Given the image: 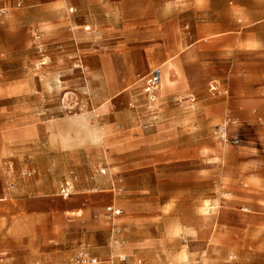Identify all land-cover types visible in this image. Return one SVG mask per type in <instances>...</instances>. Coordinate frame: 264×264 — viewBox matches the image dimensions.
I'll return each instance as SVG.
<instances>
[{"label": "rangeland", "instance_id": "1", "mask_svg": "<svg viewBox=\"0 0 264 264\" xmlns=\"http://www.w3.org/2000/svg\"><path fill=\"white\" fill-rule=\"evenodd\" d=\"M49 1L53 9H46ZM84 1L15 0L6 9L19 10L23 18H43L52 12L55 17L49 20L59 22L53 28L56 32L64 22L77 28L79 23L89 25L84 22L86 17H95L96 32L112 50L114 69L125 89L121 95L144 96L147 113L137 126H123L108 137L94 138L96 144L110 148L115 181L111 197L109 190L99 189L78 194L79 176L69 171L63 182L57 179L58 193L7 198L10 204L2 211L8 219L35 216L37 242L31 253L23 245H0V264H89L88 258H97L95 264L264 263V250L253 249L264 242V215L241 217L239 210L224 200L228 197L222 191L218 170L222 158L214 159L220 166H209L192 148L219 145L225 160L264 162V0ZM172 1H180L182 8L179 70L175 74L171 60L168 81L163 78V67L160 84L150 90L147 79L153 67L149 62L157 60L163 44L168 51L173 46L168 40L164 43L160 32L164 20L158 15ZM84 30L91 27L84 26ZM89 47L82 48L86 55L100 49ZM62 48L55 41L43 44L37 61L32 62L26 91L19 99L0 97V127L13 128L23 122L5 113L13 102H20L25 109H38L43 121L77 112L76 106L69 105L73 88L64 87L63 74L56 72L62 56L57 51ZM117 98L108 104L112 114L129 107L116 105ZM125 123L134 125L136 121L128 118ZM25 171L26 176L35 175L39 188L51 187L56 180L46 159L38 160L34 172ZM94 171L104 177L109 173L105 166ZM61 186L68 187L67 197L60 195ZM12 187L0 183V197ZM113 201L115 207L109 205ZM109 207L120 214L114 215ZM78 209L80 214L65 212ZM186 227L198 235L190 239L180 233L179 229ZM209 230L222 246L209 247ZM103 232L115 251L101 260L89 251L102 244ZM143 239L161 244L137 247ZM69 250L74 252L69 260L56 262ZM119 254L126 255L125 261L118 262Z\"/></svg>", "mask_w": 264, "mask_h": 264}, {"label": "crops", "instance_id": "2", "mask_svg": "<svg viewBox=\"0 0 264 264\" xmlns=\"http://www.w3.org/2000/svg\"><path fill=\"white\" fill-rule=\"evenodd\" d=\"M89 1L92 0L84 2ZM14 3L15 0H0V6L5 9L4 13L0 14V97L19 99L18 96L28 87V75L33 72L32 62L37 61L43 44L55 41L57 45L63 46L57 51L62 56L57 60L56 72L63 74L64 87L73 88L74 96L69 99V105L72 104L78 108L74 114H62L44 121L40 118L41 113L38 109L22 108L20 102H13V106L4 109L6 114L18 116L19 120L23 119V122L17 123L13 128L0 127V183L6 186L13 185L12 189L5 190L3 197H0V245L1 247L23 245L28 247L27 253H31L37 242L36 218L34 215H19L8 219V215L2 211V207L10 204L7 198L32 199L38 195L58 193L57 179L63 182L68 177L69 171L71 173L74 171L79 176L78 184L81 187L77 190L78 194L99 189L100 191L109 190L108 196L111 197L110 187L115 186V181L114 174L112 175L113 172L110 170L112 168L109 163L110 148L96 144L94 138L108 137L123 126H137L147 113L145 111L147 100L144 96L121 95L125 89L121 87L114 69L112 50L109 45L105 47L106 40L101 38L100 32L95 30L98 27L95 17H86L84 22H89V25L79 23L77 28H71L64 22L65 24L62 25L66 26L56 32L57 29L53 28L54 25L58 27L59 22L53 24L49 20L55 17V14L48 12L43 18H23L19 10L6 9ZM18 5L20 4H17V7ZM178 5L180 1L165 4L158 14L160 21L164 20L163 28L160 30L164 43L168 40L173 44L171 51L166 50L163 44L157 53V60L149 62L151 67L160 68L161 76L162 67L159 63H166L172 59L175 74L179 70L180 52L177 44L182 40L180 32L182 8ZM45 7L53 9L54 4L49 1L45 3ZM84 26H90L91 30L85 31ZM87 46L100 49L98 52L86 55L88 53H85L82 48ZM88 57L90 59H87ZM161 57L164 58L162 61L159 60ZM169 69L171 70L170 67ZM111 84L114 88L110 89ZM257 90L260 92L262 89L257 88ZM116 98V105L123 103L129 107L119 114H112V108L108 104ZM250 115L256 116L253 113ZM110 118L114 122H109ZM128 118H133L136 123L134 125L125 123ZM102 121L104 122L101 123ZM103 129L105 131H102ZM86 137H91V140ZM40 138L44 139L41 141ZM192 148L196 154L199 153L206 159L205 163L209 166L218 164L214 159L222 158V164L221 166L218 164L220 166L218 170L222 191L228 197L224 200L237 208L241 217L264 215V162L260 165L246 160L236 162L225 160L224 151L219 145L200 148L192 146ZM38 153L45 155H38ZM39 159H46L50 164V174L56 179L50 183L51 187L39 188L37 181L33 180L35 175L24 174L26 169L34 172ZM100 166L109 169L105 177L94 171ZM65 185H69L67 180ZM60 188V195H63L65 191L68 195L70 194L68 187ZM109 205L115 207L114 201ZM77 211H79L78 214L82 212L80 209L74 212L65 210L66 213ZM210 230L207 238L209 247L222 246ZM179 231L190 239L199 233L192 227L180 228ZM102 235H104L102 244L89 251L95 253L101 260L115 251V247L109 244V235L106 232ZM87 236L91 241L93 240L92 235ZM213 239L218 242L212 241ZM153 243L161 244L158 240L154 242L143 239L136 245L140 248H149L154 245ZM223 247L226 245L223 244ZM253 249L264 250V242L257 243V247L254 246ZM2 252L5 254L6 249ZM73 254L74 252L69 250L56 262L61 259L69 260ZM116 258L118 262H123L126 255L119 254Z\"/></svg>", "mask_w": 264, "mask_h": 264}, {"label": "built area", "instance_id": "3", "mask_svg": "<svg viewBox=\"0 0 264 264\" xmlns=\"http://www.w3.org/2000/svg\"><path fill=\"white\" fill-rule=\"evenodd\" d=\"M4 11H5V9L0 6V14L4 13ZM159 80H160V70H159V68H153L149 74V78L147 79L148 87L153 88V87L157 86V84L159 83ZM63 193H64L63 194L64 197L68 196L67 191H65ZM108 210L111 211L114 215L119 213L118 210H113L112 207H109ZM79 257L83 259V254L79 253ZM82 261L84 262L85 259H83ZM96 261H97L96 258H88L89 264H95Z\"/></svg>", "mask_w": 264, "mask_h": 264}, {"label": "bare ground", "instance_id": "4", "mask_svg": "<svg viewBox=\"0 0 264 264\" xmlns=\"http://www.w3.org/2000/svg\"><path fill=\"white\" fill-rule=\"evenodd\" d=\"M172 60V59H171ZM171 60H168L166 63H160V66L163 68V67H165L164 68V70H163V78H166V80L168 79L167 77L170 75V69H169V67H170V65H171V63H170V61ZM159 70H160V68H159ZM160 79H161V70H160ZM164 80V79H163ZM163 80H162V82H163ZM168 81V80H167ZM171 81V80H170ZM164 83V82H163ZM159 84H160V80H159ZM170 84V83H169ZM150 88V90H154L155 89V87H153V88H151V87H149ZM155 97H156V95L155 94H153L152 96H151V99H153V100H155ZM216 158V157H215ZM119 214H120V211H119ZM79 261H77V263H78ZM83 262V261H82ZM97 262V261H96ZM83 263H86L85 261L83 262Z\"/></svg>", "mask_w": 264, "mask_h": 264}]
</instances>
